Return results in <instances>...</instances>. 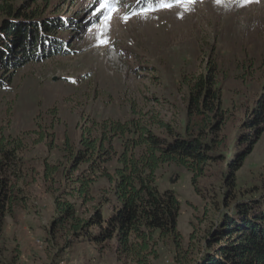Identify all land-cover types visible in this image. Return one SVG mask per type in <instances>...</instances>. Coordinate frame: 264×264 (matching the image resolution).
<instances>
[{
  "label": "rangeland",
  "instance_id": "rangeland-1",
  "mask_svg": "<svg viewBox=\"0 0 264 264\" xmlns=\"http://www.w3.org/2000/svg\"><path fill=\"white\" fill-rule=\"evenodd\" d=\"M14 1H29L27 6L43 16L59 19L56 38L64 43V52L18 69L10 85L0 88V142L14 139L22 146L25 197L6 218L0 264H140L120 256L115 241L96 248L83 239L69 238V244L65 233L55 239L56 191L87 219L112 185L98 170L91 199L75 194L78 183L73 180L88 172L87 164L73 173L69 168L73 153L83 148L82 139L101 141L106 122L132 129L141 125L160 137L170 135L169 127L184 134L190 87L214 68L227 121L217 132L223 143L217 148L219 162L206 168L199 191L193 174L183 167L164 166L158 172L161 190H174L179 197L178 229L184 248L191 247L196 256L194 245L216 221L215 206L223 205L229 165L242 156L234 170L236 191L251 193L253 186L258 190L264 185V134L255 146L240 141L264 93V0L243 7L229 0L221 5L199 0L188 11L177 0H121L110 29L103 27L108 13L99 11L98 0ZM149 7L155 10L132 15ZM125 14L131 15L127 22L121 18ZM102 39L107 45H101ZM114 135L106 132L103 141L105 149L109 144L114 149L109 152L113 160L104 163L110 173L118 165L113 153L124 148ZM133 138L139 133L124 140ZM46 165L58 168V183L45 181ZM152 253L149 264H179L170 241H159Z\"/></svg>",
  "mask_w": 264,
  "mask_h": 264
},
{
  "label": "trees",
  "instance_id": "trees-1",
  "mask_svg": "<svg viewBox=\"0 0 264 264\" xmlns=\"http://www.w3.org/2000/svg\"><path fill=\"white\" fill-rule=\"evenodd\" d=\"M26 2L19 5L14 0H0V88L10 85L18 69L64 52L60 48L64 43L56 38L61 26L57 23L59 19L43 16ZM215 86L214 68H210L207 76L190 87L184 134L169 127L170 135L160 137L141 125L132 129L126 124L106 122L101 141L84 137L83 148L73 153L69 165L70 173L88 165V172L73 180L78 183L75 194L86 201L91 199L98 170L112 187L97 201L87 219H81L75 203L66 201L63 192L57 189L54 197L57 216L52 224L55 239L65 233L68 239H83L96 248L115 241L120 256L131 257L140 264H149L148 255L153 254L159 241L174 245L179 264H264V185L258 190L253 186L251 193L236 191L234 170L240 168L238 161L242 156L229 165L231 173L226 176L228 187L223 205L215 206L216 221L198 244L194 245L191 237L192 247L198 249L196 256L191 247L184 248L178 229L181 202L177 193L171 189L162 191L158 184L159 170L176 165L193 174V186L199 191L198 180L205 176L206 168L211 162H219L217 148L223 143L217 132L227 121L222 96ZM257 105L254 119L245 126L247 131L240 138L253 146L264 134V93ZM106 132L115 134L124 143L120 154L113 153L118 163L113 173L104 167V163L113 160L109 152L114 150L111 144L110 149H105ZM131 132H138L139 138L125 141ZM21 149L14 139L0 142V239L6 218L13 214L16 205L25 201L20 185ZM58 172L56 166L46 165L45 181L58 183L55 179Z\"/></svg>",
  "mask_w": 264,
  "mask_h": 264
},
{
  "label": "snow or ice",
  "instance_id": "snow-or-ice-1",
  "mask_svg": "<svg viewBox=\"0 0 264 264\" xmlns=\"http://www.w3.org/2000/svg\"><path fill=\"white\" fill-rule=\"evenodd\" d=\"M199 2V0H177V3L180 5L185 6V11H188V6L193 5L195 3ZM225 2V0H215V3L217 5H221ZM229 2L238 4L239 6L243 7L246 6L249 3L253 2H259V0H229ZM99 3V11L102 13L106 11L108 14L103 16L104 24L103 27L105 29H110V23L114 16V14L118 13L121 8L123 7L121 0H98ZM171 5L168 4H161V7H170ZM155 10L154 8H144L142 12L140 13H133L132 15H146L148 12ZM122 20L124 22H127L129 19H131V15L125 14L122 17ZM106 35L105 32L101 33V36ZM101 45H107V40H101Z\"/></svg>",
  "mask_w": 264,
  "mask_h": 264
}]
</instances>
